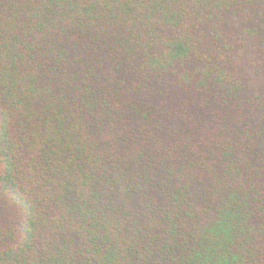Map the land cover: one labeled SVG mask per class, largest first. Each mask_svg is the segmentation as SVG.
Wrapping results in <instances>:
<instances>
[{
    "label": "trees",
    "instance_id": "1",
    "mask_svg": "<svg viewBox=\"0 0 264 264\" xmlns=\"http://www.w3.org/2000/svg\"><path fill=\"white\" fill-rule=\"evenodd\" d=\"M0 264H264V0H0Z\"/></svg>",
    "mask_w": 264,
    "mask_h": 264
}]
</instances>
